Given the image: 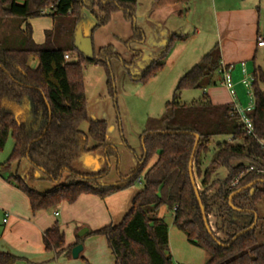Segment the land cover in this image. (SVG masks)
Masks as SVG:
<instances>
[{
  "label": "trees",
  "instance_id": "obj_1",
  "mask_svg": "<svg viewBox=\"0 0 264 264\" xmlns=\"http://www.w3.org/2000/svg\"><path fill=\"white\" fill-rule=\"evenodd\" d=\"M89 1L91 5L87 6ZM137 4L138 0H0V151L10 137L14 141L13 152L0 172L23 161L30 164L32 169L26 177L14 174L6 180L28 197L34 213L56 209L64 202L73 204L82 195L106 199L135 187L141 180L142 189L121 223L86 235L104 237L115 264H173L169 226L158 217L162 208L173 212L174 226L191 245L207 252L206 264H264V92L259 86L264 83V73L260 69L253 72L255 105L250 116L256 137L249 136L231 115V105H215L206 94L201 102H180L185 90L217 84L222 67L218 46L179 80L166 115L156 128L144 132L143 163L129 176H121L108 186L99 183L107 171L83 174L74 167L79 159L100 149H105L107 156L116 153L108 142L107 122L89 117L84 77L87 65L103 67L116 106L110 65L113 49H101L100 56L94 50L92 58L80 53L75 47L77 26L85 8L97 10L93 32L107 26L119 10L133 21ZM47 12L56 24L45 31V42L39 45L33 39L29 21ZM134 31V39L142 41L143 33L136 27ZM66 55L70 61H66ZM165 56L151 63L139 79L145 81L163 69L165 64L159 61ZM33 58L38 60L36 69L30 66ZM6 103L23 113L16 116L15 111L5 107ZM85 123L89 125L87 133L80 130ZM195 135L200 137L193 160L195 187L213 237L207 231L189 173ZM217 137H228L230 141L216 143L208 162ZM151 161L155 162L149 166ZM36 170H42L55 187L39 191ZM221 170L228 173L225 180L217 179ZM255 182L234 196L232 204L241 210L234 211L230 197ZM211 217L216 219V230L212 229ZM254 224L250 232L233 241ZM84 238H78L76 245ZM44 244L46 252L57 255L66 251L70 254L76 246L66 248L65 234L58 223L44 233ZM19 261L17 256L0 253V264Z\"/></svg>",
  "mask_w": 264,
  "mask_h": 264
},
{
  "label": "rangeland",
  "instance_id": "obj_2",
  "mask_svg": "<svg viewBox=\"0 0 264 264\" xmlns=\"http://www.w3.org/2000/svg\"><path fill=\"white\" fill-rule=\"evenodd\" d=\"M138 1L137 16H140L147 0ZM184 3L182 18L177 17V19L182 21L181 24L184 25V31L187 34H192L195 31L189 26L190 24L198 26L200 34L197 40L186 42L185 44H177L163 60L159 61V63L165 64L164 68L145 81L139 78L144 74L145 66L150 59L146 55H141V52L138 51L139 46L136 43L130 42V38L133 35V22L124 17L123 11L120 10L114 13L111 22L107 26L97 29L93 34L92 39L97 56H100L101 49L107 47H112L114 53V56L110 59V65L112 79L115 83L116 106L115 101L108 92V77L105 69L98 65H87L84 72L89 117L90 119L96 118L107 122L110 137L114 142L118 143L116 153L110 155L111 166L109 167V165L105 164L104 170L107 171V175L100 179L103 182L111 181L121 176H129L130 172L137 167L136 158L140 159L143 154L142 135L147 130L156 128L158 121L166 115L167 105L173 100L179 80L215 46L221 48L219 35L221 18L220 16L217 17L220 12L252 10V15L248 13L245 16L246 18L237 14L234 15L231 27L234 26L235 36L239 32L240 45L248 46L251 51L254 50L247 62L250 75H253L255 69H260L264 73V48L256 51L257 40L252 38L256 34L264 37V0H184ZM48 14L49 12H47L46 16L30 21L33 28V38L36 43L40 42L37 43L39 45L45 42V30L53 29L56 24V21ZM187 22L190 24L188 25ZM83 25L85 30L90 33L93 20L86 13L83 15ZM204 47H206V53L202 52ZM199 52H202V55H199ZM235 66L242 67V63ZM242 78H244V75ZM259 86L264 92V83H260ZM240 89L243 91L242 101L248 105L251 102L248 96V89L244 86H241ZM236 90L238 93V88ZM208 93L219 103L230 101L226 88L217 79L215 86L183 91L180 102L186 105L201 102L205 94ZM88 128V123H85L80 130L87 133ZM223 141H230V138H215L207 156L208 162H210L214 153V145ZM89 145L93 146L94 143L90 142ZM13 149L14 141L10 137L4 150L0 151V169L10 158ZM151 164L152 161L149 166ZM14 172L15 170L11 169L0 173L10 176ZM227 176V171L221 170L217 179L225 180ZM65 179H63V184L66 183ZM36 185L38 184L36 183ZM42 187L44 188V186ZM135 188L141 190L142 182L138 183ZM11 191L13 190L11 189ZM56 209L48 210V212ZM164 220L171 231L169 249L173 264H206L208 260L207 252L203 249L189 246L187 236L174 226L172 211L167 210ZM210 223L212 229L216 230L215 217H211ZM84 230L78 231L76 235L79 236ZM3 231L4 225L0 215V238ZM21 232L22 230L16 234H11L9 236L11 241H18L17 236L19 239ZM66 234L68 242H71L70 231L67 230ZM97 239L99 241H96ZM84 241L87 249L93 251V253L98 251L102 245L101 243H106L104 238L91 235L85 237ZM13 251L18 254V251ZM75 260L73 264L84 263L82 258ZM59 261L55 259L48 264H59ZM20 264L32 263L21 261Z\"/></svg>",
  "mask_w": 264,
  "mask_h": 264
},
{
  "label": "crops",
  "instance_id": "obj_3",
  "mask_svg": "<svg viewBox=\"0 0 264 264\" xmlns=\"http://www.w3.org/2000/svg\"><path fill=\"white\" fill-rule=\"evenodd\" d=\"M184 4H185L184 0H147L145 7L143 8L142 15L140 16H137V10H138L137 8L138 4H137L135 10L136 14L134 20L132 21L133 35L130 38V42L136 43L139 46L138 51L141 52V55H146L147 58L150 59L149 63H147L145 66L146 69L144 70V72L147 70V68L150 66L151 63L156 62L162 54L166 53L167 55L170 51H172V49L177 44L178 45L185 44L186 42L188 43L193 40H197L200 34V29L198 28V26L187 22L188 25L190 24L189 26L191 28L195 29V31L192 34H187L184 31V25L181 24L182 21L177 19V17L182 18V13H183L182 7ZM90 5H91L90 1L87 2V6ZM84 13H86L92 18L93 25L96 24L97 22L96 9L91 10L89 8H85L83 15ZM248 13L252 15V10L222 11L218 14L217 17L220 16L221 18L219 22L221 26L219 35L221 39L220 52H221L222 64L237 65L239 63H246L247 70L249 71L247 62L249 61L251 57L250 55L253 53L254 50L251 51L248 48V46L245 47L244 45H240L239 32L237 33L238 35L235 36L236 33L234 26L231 27L232 21H234L232 20L234 15L237 14L238 16L245 17L246 14ZM124 17H125V13H124ZM251 20H252V16H251ZM135 27L140 32L143 33L142 41H137L134 39ZM49 30L52 29H47L45 31H49ZM44 36H45V32H44ZM182 37H187V38L183 39ZM259 37L261 36L256 34L252 38L254 40H257L258 43ZM173 38L175 40L173 41V43H171V40ZM257 43H256V51L257 49L264 48V47H258ZM142 52L144 53L142 54ZM202 52L206 53V47L203 48ZM202 52H199V55H202L201 54ZM30 66L33 69H36L38 66V60L36 58H33L30 61ZM242 77H243L242 67L236 66V69L234 71V80L237 83L238 93H240V95H238L237 93V97L239 102L242 105L246 106V104L242 101L243 91L242 89H240L242 85L239 84L241 81L240 79H242ZM218 80H220L221 83V76L218 78ZM206 95H209L211 101L215 105H231L233 102V98L230 96V94H229L230 101L226 103H219L217 100H214V98L209 93ZM248 96H249V91H248ZM250 100L251 102L249 104L252 103L251 97ZM5 107L15 111L17 115H21L23 113L22 109L18 107H14L10 103H6ZM91 119L99 120L96 118H91ZM108 132H109V126H108ZM108 142L111 148L114 151H117L118 143L112 140L109 133H108ZM142 151L144 153L143 144H142ZM142 156L140 157V159L142 158ZM136 159H137L136 166L143 163L140 162L139 158ZM110 161H111L110 156H107V151L105 149H100L94 153H91L79 159L75 163L74 167L77 171L83 174H98L101 172H105L104 170L105 164L109 165V167L111 166ZM154 162L155 161H153L151 165H153ZM31 169L32 168L27 161H23L21 164L14 165L12 167V170H15L14 174H18L22 178L26 177L28 173L31 171ZM8 177L9 176L0 173V215L2 216V223L5 213L8 212L10 214L8 223L6 224L3 223L4 231L0 238V253H9L14 256H17L20 259L18 264H20L21 261L29 262L32 264H48L49 262H52L55 259H58V261L60 260L59 264L60 263L73 264L74 261L76 260L72 256V251L73 248L77 246L76 243L78 238L87 237L86 235L88 233L97 231L105 226L120 224L123 218L129 212L133 198L140 192V190L133 187L118 192L116 194H113L107 197L106 199H101L100 197L94 195H82L75 203L68 204L64 202L55 211L48 212L42 210L34 213L31 209V205L28 197L23 192H21L14 184L8 183L6 180ZM36 178L39 179L37 181L38 184L37 188L41 192L51 190L55 187L54 184L46 180L44 173L40 170H36ZM119 179L120 178H114L113 180L106 182L99 180V183L102 185L111 186L115 184ZM43 183L45 184L41 185ZM42 186H44V188ZM11 189L13 191H11ZM167 210H168L167 208H162L159 211L158 217L160 219H164ZM56 223L60 225L62 232L65 234L66 248L76 245L72 248L70 254H68V251L64 252L61 255H57L56 253L46 252L45 244H44V233L47 230H49L51 227H53ZM82 229L87 230V233L84 234L83 236L80 235L77 236L76 233ZM20 230H22V232L20 233V238L18 239L17 236L18 241L15 240L12 242L9 236L11 234L13 235L18 233V231ZM67 230H69L71 233L70 236L72 240L71 242H68L67 240V234H66ZM93 237L99 238L102 236H93ZM104 240L106 241V243H101L102 245L96 253H93V251L87 249L85 241L81 243L84 248L78 259L82 258V260H84V263L82 264L85 263L115 264V257L112 251L110 250V248L108 247L107 240L105 238ZM96 241H99V239H97ZM170 242H171V231L169 229V247H170ZM188 244L190 247H195L191 245L189 242ZM13 250L18 251L17 252L18 254H15Z\"/></svg>",
  "mask_w": 264,
  "mask_h": 264
},
{
  "label": "built area",
  "instance_id": "obj_4",
  "mask_svg": "<svg viewBox=\"0 0 264 264\" xmlns=\"http://www.w3.org/2000/svg\"><path fill=\"white\" fill-rule=\"evenodd\" d=\"M258 47H264V37L258 38ZM66 61H70L71 57L69 55L65 56ZM236 69L235 65H224L222 64V67L220 69V76H221V84L223 87L227 89L230 96L233 98V102L231 104V115L235 117L239 124L242 125L243 129L247 132L249 136L256 137L255 130L253 126V121L251 118V113L254 110V95H253V75H250L246 63H242V72L244 75V78L240 81V85L244 86L249 91V96L252 99V103L249 105H242L237 97V83L234 80V71ZM139 183H141V180H139ZM10 218V214L8 212L5 213L3 223H8V220Z\"/></svg>",
  "mask_w": 264,
  "mask_h": 264
},
{
  "label": "water",
  "instance_id": "obj_5",
  "mask_svg": "<svg viewBox=\"0 0 264 264\" xmlns=\"http://www.w3.org/2000/svg\"><path fill=\"white\" fill-rule=\"evenodd\" d=\"M96 26V24H94L92 26V29H91V32H87L84 28V25H83V19L81 21V23L77 26V30H76V33H75V47L77 48V50L84 54L85 56L89 57V58H92L93 55H94V47H93V39H92V34H93V29L94 27ZM17 116V114H15ZM196 137V144H195V147H194V152H193V155L191 157V161H190V166H189V173H190V178H191V182H192V185L195 187V179H194V175H193V160H194V155H195V152H196V149H197V146L199 144V140H200V137L198 135H195ZM144 148V146H143ZM144 152H145V149H144ZM42 171V170H40ZM257 182H262V181H257ZM257 182L245 187V188H242L240 189L239 191H237V193H234L231 197H230V206L232 207V209L234 211H238L240 212L241 210L235 208L232 204V200L234 198V196L248 188H251L253 187ZM195 192H196V197H197V200L200 204V207H201V211H202V214H203V217H204V222H205V225H206V228H207V231L209 233V235H212V231H211V228H210V225L208 223V220L205 216V208L204 206L202 205L201 203V198H200V195L198 193V190L197 188L195 187ZM254 193V189H252V194ZM257 222V217H256V221H255V224ZM251 226L249 229L239 233L235 239H233V241H235L237 238H239L240 236H242L244 233H248L250 232L254 226ZM87 233V230H84L80 233V236H83L84 234ZM83 245L82 244H79L77 245L75 248H73V251H72V256L75 258V259H78L81 252L83 251Z\"/></svg>",
  "mask_w": 264,
  "mask_h": 264
}]
</instances>
